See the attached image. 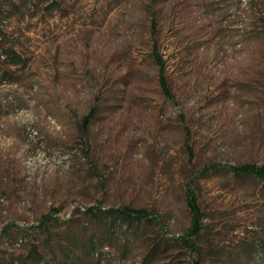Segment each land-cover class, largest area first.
Listing matches in <instances>:
<instances>
[{"label":"rangeland","instance_id":"1","mask_svg":"<svg viewBox=\"0 0 264 264\" xmlns=\"http://www.w3.org/2000/svg\"><path fill=\"white\" fill-rule=\"evenodd\" d=\"M246 163L264 0H0V264H264ZM123 206L150 220L105 213Z\"/></svg>","mask_w":264,"mask_h":264},{"label":"trees","instance_id":"2","mask_svg":"<svg viewBox=\"0 0 264 264\" xmlns=\"http://www.w3.org/2000/svg\"><path fill=\"white\" fill-rule=\"evenodd\" d=\"M156 63L160 69L159 74V83L162 88V91L165 93V95L169 96L170 91L168 88V84L166 82V79L163 75V62L161 60V57L156 54L155 57ZM93 110H91L89 113H87L82 118V125L87 126L90 118L92 116ZM232 170L235 173H249L256 177H264V164L256 165L251 163H246L238 167H232ZM186 198H187V204L189 209L192 212V221L190 228L187 232L188 236H195L197 233L201 230V218L202 214L199 210V207L196 203L195 196L191 191L186 192ZM53 211H56V209H52ZM93 208L88 207L86 211L92 212ZM107 215H115L119 220H121L123 223H128L132 221H137L140 219L150 220L148 212L145 209L142 208H132L128 206H123L120 208H111L107 209L105 211ZM50 215H45V218H48ZM188 245H190L189 242H187ZM43 257L41 255H37L36 258L33 260L32 264H42Z\"/></svg>","mask_w":264,"mask_h":264}]
</instances>
